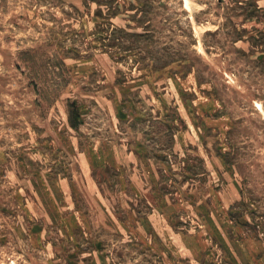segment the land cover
<instances>
[{
	"label": "rangeland",
	"instance_id": "obj_1",
	"mask_svg": "<svg viewBox=\"0 0 264 264\" xmlns=\"http://www.w3.org/2000/svg\"><path fill=\"white\" fill-rule=\"evenodd\" d=\"M0 264H264V0H0Z\"/></svg>",
	"mask_w": 264,
	"mask_h": 264
}]
</instances>
